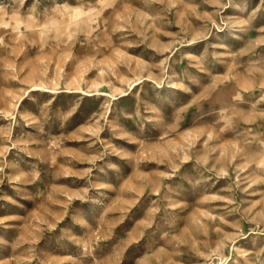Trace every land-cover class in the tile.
I'll use <instances>...</instances> for the list:
<instances>
[{"label": "rangeland", "instance_id": "obj_1", "mask_svg": "<svg viewBox=\"0 0 264 264\" xmlns=\"http://www.w3.org/2000/svg\"><path fill=\"white\" fill-rule=\"evenodd\" d=\"M0 264H264V0H0Z\"/></svg>", "mask_w": 264, "mask_h": 264}]
</instances>
